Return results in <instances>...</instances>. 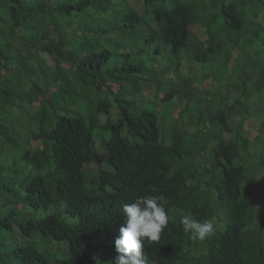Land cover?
<instances>
[{"label":"trees","instance_id":"obj_1","mask_svg":"<svg viewBox=\"0 0 264 264\" xmlns=\"http://www.w3.org/2000/svg\"><path fill=\"white\" fill-rule=\"evenodd\" d=\"M148 194L147 264H264V0H0V264L114 262Z\"/></svg>","mask_w":264,"mask_h":264},{"label":"clouds","instance_id":"obj_2","mask_svg":"<svg viewBox=\"0 0 264 264\" xmlns=\"http://www.w3.org/2000/svg\"><path fill=\"white\" fill-rule=\"evenodd\" d=\"M168 199L164 195H142L133 202L122 207L123 223L119 227L118 236L114 240V250L117 254L114 262L99 260L93 255L94 264H147L143 255L145 242H155L170 222L166 211ZM179 223L184 234L193 241L206 242L216 234L215 218L203 222L193 217L190 212L178 210Z\"/></svg>","mask_w":264,"mask_h":264},{"label":"rangeland","instance_id":"obj_3","mask_svg":"<svg viewBox=\"0 0 264 264\" xmlns=\"http://www.w3.org/2000/svg\"><path fill=\"white\" fill-rule=\"evenodd\" d=\"M135 0H132V2H134ZM196 29V28H195ZM20 44V43H19ZM204 71L206 72V73H208L209 71H210V68L207 66V67H205V69H204ZM210 74H213V72L211 73L210 72ZM224 88H222V90H223ZM130 96H129V98L130 99H135L134 98V95H131V94H129ZM177 98H175L174 99V104L175 105H178L176 102H175V100H176ZM135 102H137V101H135ZM153 103H155V102H157L156 100H154V101H152ZM138 104H139V101L137 102ZM141 105V104H140ZM115 106V105H114ZM171 106V105H170ZM160 108H161V106H160ZM162 108H164L163 107V105H162ZM174 108V107H173ZM29 110H31V107L29 108ZM15 121H16V123H17V126H20L21 124H22V126H23V121L20 119V117L18 118H16L15 119ZM7 123L9 124V125H11L12 124V118H10L8 121H7ZM257 133V129H256V127L255 126H250L249 128H248V138L252 141L253 140V138H254V135ZM107 136V135H106ZM97 138H99V135H97L96 134V139ZM24 145L22 144L21 145V147H23ZM3 199L0 197V201H2ZM6 203V202H5ZM4 204V203H3ZM4 209H0L2 212H5V211H7V210H10L11 208H13V206L12 205H9V204H6V205H4ZM0 211V212H1ZM36 216V215H35ZM36 217H39V216H36ZM19 238V234L17 233V231H15V232H13V237H12V234H10V233H8V232H0V241H4L5 243H12L13 241H15V240H17V237ZM10 247V246H9Z\"/></svg>","mask_w":264,"mask_h":264}]
</instances>
